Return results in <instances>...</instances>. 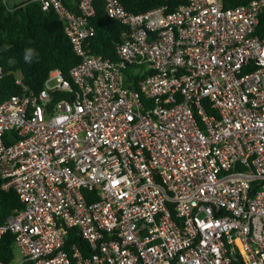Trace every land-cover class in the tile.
I'll return each mask as SVG.
<instances>
[{"label": "built area", "instance_id": "obj_1", "mask_svg": "<svg viewBox=\"0 0 264 264\" xmlns=\"http://www.w3.org/2000/svg\"><path fill=\"white\" fill-rule=\"evenodd\" d=\"M93 1L39 0L79 62L0 101L9 264H264V0H102L113 56L87 47Z\"/></svg>", "mask_w": 264, "mask_h": 264}, {"label": "trees", "instance_id": "obj_2", "mask_svg": "<svg viewBox=\"0 0 264 264\" xmlns=\"http://www.w3.org/2000/svg\"><path fill=\"white\" fill-rule=\"evenodd\" d=\"M78 0H63L66 8L77 12ZM250 0H222L224 7L247 4ZM95 14L89 19L94 35L88 40L91 53L113 56L114 42L121 38L125 26L112 18L105 11L102 0H94ZM123 6L132 12H142L159 5L177 7L186 0H120ZM257 32L264 36V8L258 15ZM33 48L37 53L31 64L23 61L24 50ZM9 58L15 64H9ZM79 62L74 53L69 37L64 30L63 20L50 8L43 10L39 0L25 3H4L0 0V101L12 95L28 94L39 91L49 73L59 70L68 77L69 70ZM131 79L128 72L125 74ZM140 76V75H139ZM138 77V76H137ZM61 93L58 97H65ZM0 175V224L8 216L22 208L17 194L12 190L2 189ZM13 235L5 233L0 241V261L11 263L14 256ZM237 264H248L241 255Z\"/></svg>", "mask_w": 264, "mask_h": 264}, {"label": "clouds", "instance_id": "obj_3", "mask_svg": "<svg viewBox=\"0 0 264 264\" xmlns=\"http://www.w3.org/2000/svg\"><path fill=\"white\" fill-rule=\"evenodd\" d=\"M37 56V53L33 48H26L24 50V55H23V61L27 64H31L33 62L34 57ZM9 64H15L16 61L13 58H9L8 60Z\"/></svg>", "mask_w": 264, "mask_h": 264}, {"label": "rangeland", "instance_id": "obj_4", "mask_svg": "<svg viewBox=\"0 0 264 264\" xmlns=\"http://www.w3.org/2000/svg\"><path fill=\"white\" fill-rule=\"evenodd\" d=\"M18 1H20V0H15V2H18ZM126 69H127L128 74L131 75V77H133L134 79H137V76H139V74L134 69L129 68V67H127ZM140 78H141V76H140ZM48 84L49 85L55 84V78H52V77L49 78ZM18 256H19V253H18V250L16 249L15 250V257H18Z\"/></svg>", "mask_w": 264, "mask_h": 264}]
</instances>
